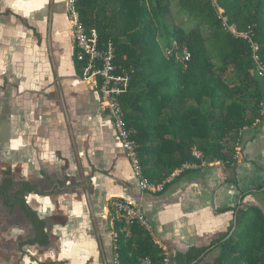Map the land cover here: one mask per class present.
<instances>
[{"label":"crops","instance_id":"obj_1","mask_svg":"<svg viewBox=\"0 0 264 264\" xmlns=\"http://www.w3.org/2000/svg\"><path fill=\"white\" fill-rule=\"evenodd\" d=\"M12 1L0 0V182L11 176L37 184L41 194H28L26 201L47 220L51 245L20 249L32 236L31 225L0 197V248L16 244L5 260L0 251L1 264H116L108 203L114 197L140 203L170 264L175 254L207 247L234 229L241 206L264 213V191L242 195L264 184V102L262 119L242 131L235 166L214 162L174 179L162 193L142 192L103 111L96 81L76 73L64 0H18L34 8L31 20ZM56 40L68 52L70 67L64 71ZM100 111L109 135L102 131ZM56 184L62 189L51 192ZM216 255L210 252L199 264H213Z\"/></svg>","mask_w":264,"mask_h":264},{"label":"trees","instance_id":"obj_2","mask_svg":"<svg viewBox=\"0 0 264 264\" xmlns=\"http://www.w3.org/2000/svg\"><path fill=\"white\" fill-rule=\"evenodd\" d=\"M228 26L209 0H74L79 21L94 30L98 46L111 47L115 72L129 78L119 102L142 164L143 176L154 184L185 163H194L196 148L207 164L235 166V146L242 131L262 119V83L254 75L255 63L249 39L258 46L264 64V0H217ZM174 10L193 26L174 24ZM9 11L4 12L9 15ZM188 25V24H186ZM184 51L189 54L187 61ZM82 77L84 62L76 59ZM207 104V105H206ZM229 140L228 145L223 143ZM225 144V143H224ZM62 189V184L52 187ZM264 191V184L242 195ZM41 194L31 182L11 176L0 182V197L8 210L18 207L30 223L32 236L19 243L49 247L47 220L39 218L27 203L28 194ZM113 250L117 264H164L165 254L150 234L137 224L119 225ZM217 251L213 264H264V213L256 206L235 210V227L207 247H191L171 258L174 264H199Z\"/></svg>","mask_w":264,"mask_h":264},{"label":"built area","instance_id":"obj_3","mask_svg":"<svg viewBox=\"0 0 264 264\" xmlns=\"http://www.w3.org/2000/svg\"><path fill=\"white\" fill-rule=\"evenodd\" d=\"M216 8L218 15L222 19V27L237 37L248 38L246 34L238 33L234 26H228L226 19L222 17V11L217 4V0H209ZM74 0H65L68 23L71 33V40L74 50L76 51V59L81 63H85L83 77L86 79L92 78L96 81L97 90L99 93L100 102L103 111L108 115L111 121L112 129L118 138L120 147L129 162L134 178L138 182V188L142 192L151 195H157L163 192V184H154L143 176L142 164L137 154V145L133 139L134 130L127 127L124 120V114L119 102L120 96L128 87V75L122 71L115 72L112 60L113 50L109 46L102 48L98 46L97 34L94 30L87 32L81 22L77 12L73 6ZM252 46V57L255 63L254 75L261 82H264V64L258 56V46L250 39ZM189 54L184 51L183 58L185 61L189 59ZM242 134V133H241ZM241 141H238L235 146L234 159L240 156ZM194 163H185L176 168L165 180V183L170 184L174 179L182 176L186 172L197 170L206 167L208 164L203 159L201 153L194 148L192 150ZM109 208L112 216L109 219L111 227V239L115 249L118 242L121 229L119 225L137 224L147 231L155 245L165 254L164 264H170V256L167 247L164 243L155 239L152 235L153 226L147 219L140 203L131 198L114 197L109 201ZM117 264V261H116ZM142 264H150L148 257L142 260Z\"/></svg>","mask_w":264,"mask_h":264},{"label":"rangeland","instance_id":"obj_4","mask_svg":"<svg viewBox=\"0 0 264 264\" xmlns=\"http://www.w3.org/2000/svg\"><path fill=\"white\" fill-rule=\"evenodd\" d=\"M63 3H64L63 4V10H64L65 9V0H64ZM12 5H14V8L17 9L18 11L20 9L21 12L28 19L31 20L32 14L35 12L34 8H30V7L26 6V3H20V1H18V0H13L12 1ZM171 21L174 24L181 25V26H185L186 29H190L193 26V24H195V23H191V21L187 17H184V16L180 17V16H178V11L177 10H174ZM186 24H188V25H186ZM59 28L62 30V32L63 31L66 32V29L64 28V24L62 23V21L59 24ZM65 34H66V36H64L65 37V40L64 41H65V46L67 48V45H68V40H67L68 32H66ZM56 43L59 46L58 48H56V52L58 53V58H56V59H58V61H57L58 67L62 71H64L66 69H69V67H70V60H69L68 52H67V49L66 48H63V44H62V42L60 43V40H56ZM99 115H101L102 116V119L104 120V121L102 120V131L106 135H109V132H108V125L109 124L106 122V117L104 116V114L101 111L99 112ZM1 142H2V138L0 137V144H1ZM224 143H223V145L225 146V145H228L230 143V141L229 140H226ZM2 152L3 151H0V153H2ZM8 154H9L8 152H5L4 155H8ZM11 156L14 157V153ZM0 219L1 220L3 219L2 218V215H0ZM9 222H12V220L9 221ZM56 250L59 251V249H56ZM0 251H1V255L3 257L2 259L5 260L7 256L15 254L16 244L15 243H11V244L3 243L2 249L0 248ZM81 252H83V251H81ZM62 253L66 254L67 252H65L64 250H62ZM24 255H27V253L24 252ZM0 264H1V262H0ZM69 264H71V263H69Z\"/></svg>","mask_w":264,"mask_h":264}]
</instances>
